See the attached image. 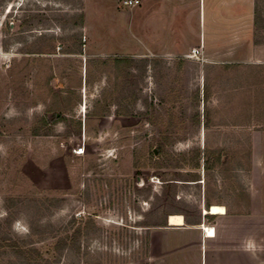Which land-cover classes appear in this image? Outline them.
<instances>
[{
	"label": "rangeland",
	"instance_id": "374dc122",
	"mask_svg": "<svg viewBox=\"0 0 264 264\" xmlns=\"http://www.w3.org/2000/svg\"><path fill=\"white\" fill-rule=\"evenodd\" d=\"M125 1L0 0V264H150V232L207 205L264 264V106L186 57L211 2L163 6L160 43V6Z\"/></svg>",
	"mask_w": 264,
	"mask_h": 264
},
{
	"label": "crops",
	"instance_id": "0c3cea01",
	"mask_svg": "<svg viewBox=\"0 0 264 264\" xmlns=\"http://www.w3.org/2000/svg\"><path fill=\"white\" fill-rule=\"evenodd\" d=\"M172 1L154 0L155 6H160L155 21V34L159 42L163 23L158 17L162 7ZM203 1L207 11L206 0H200V8ZM208 1L211 2L210 13L209 19L204 20V34L202 32L200 38L196 35V41L202 45L203 64L216 66L224 73L228 71V75L233 73L234 89L230 98H233L235 108L245 105V102L239 101L244 97L250 98V104L264 106V42L256 40L259 35L256 1ZM167 32L171 36L175 33L172 26ZM191 49L198 50L199 46ZM227 213L228 210L225 215L215 216L218 223H207L206 220L187 223L184 217V225L172 226L168 218L166 226L150 232V264H261L252 257L254 254L249 247H244L243 251L239 236L221 233L220 223L226 221ZM206 228L214 230L215 235H207L204 232Z\"/></svg>",
	"mask_w": 264,
	"mask_h": 264
},
{
	"label": "bare ground",
	"instance_id": "6f19581e",
	"mask_svg": "<svg viewBox=\"0 0 264 264\" xmlns=\"http://www.w3.org/2000/svg\"><path fill=\"white\" fill-rule=\"evenodd\" d=\"M226 209L222 206L213 205L211 208H209L207 211L205 210V215H211V216H220L225 215ZM169 223L172 226H180L184 225V217L182 215H170L169 216ZM208 234L210 236L215 235V231L212 229H206Z\"/></svg>",
	"mask_w": 264,
	"mask_h": 264
},
{
	"label": "built area",
	"instance_id": "2783aa9c",
	"mask_svg": "<svg viewBox=\"0 0 264 264\" xmlns=\"http://www.w3.org/2000/svg\"><path fill=\"white\" fill-rule=\"evenodd\" d=\"M125 4L134 7V6L139 4V1L138 0H129V1H125ZM200 54H201V51L193 50L192 53L187 56V58L189 57L188 59H192V60L195 59V60L203 61L202 57H201L202 59L198 57V55H200ZM84 151H85L84 147H79L78 149L74 150V154L76 156H81L84 154ZM204 232L208 235L207 230H204Z\"/></svg>",
	"mask_w": 264,
	"mask_h": 264
},
{
	"label": "trees",
	"instance_id": "16d2710c",
	"mask_svg": "<svg viewBox=\"0 0 264 264\" xmlns=\"http://www.w3.org/2000/svg\"><path fill=\"white\" fill-rule=\"evenodd\" d=\"M118 62H120V61H118ZM44 121V123L47 125H49V124H52V122H54V123H57V122H59L60 120H61V117H59V116H56L55 118H54V120L53 121H49L47 118H44L43 119ZM197 167H198V165H197ZM210 206L209 205H207V209L209 208ZM175 215H179V214H175ZM186 218V217H185ZM186 220H187V218H186ZM187 223H190V222H188L187 221ZM159 227H164V226H166V223L165 224H163V225H158ZM81 230V228H79V231ZM79 231H77V234L76 235H78L79 234ZM63 248V245L62 246H60V244L59 245H57V249L58 250H60V249H62Z\"/></svg>",
	"mask_w": 264,
	"mask_h": 264
}]
</instances>
